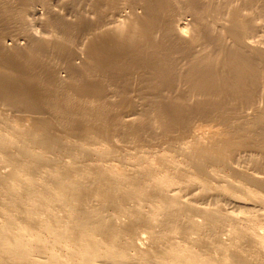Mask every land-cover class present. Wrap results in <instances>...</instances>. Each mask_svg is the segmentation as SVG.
<instances>
[{"label":"bare ground","instance_id":"6f19581e","mask_svg":"<svg viewBox=\"0 0 264 264\" xmlns=\"http://www.w3.org/2000/svg\"><path fill=\"white\" fill-rule=\"evenodd\" d=\"M15 2L0 264H264V0Z\"/></svg>","mask_w":264,"mask_h":264},{"label":"rangeland","instance_id":"374dc122","mask_svg":"<svg viewBox=\"0 0 264 264\" xmlns=\"http://www.w3.org/2000/svg\"><path fill=\"white\" fill-rule=\"evenodd\" d=\"M4 1L8 4L16 5V2H15L16 0H4ZM56 8L59 9L58 7H56ZM255 8H257V7H255ZM253 12H255V11H253ZM186 16L188 19H191V16L189 14H186ZM257 22L259 24H258L257 30L255 31L256 38L253 39L252 41L255 42L254 45H259V46L264 47V28L260 25L262 23V20L258 19ZM6 32L7 33H4L7 36L5 41H6V45H8L9 47L10 46L14 47V45H9L11 43L12 44L16 43V44L20 45L22 42H26V40L22 37L24 35L23 33H25V34L26 33L27 34L28 33H35V34L43 35V36H45V35L51 36L50 35V32H51L50 28H48L45 25H40L38 23L35 24L34 21L32 24H30L26 28H21V29L14 28L12 30L11 29L8 31L6 30ZM22 46H25V45H21V47ZM62 73H64V72H62ZM132 79L136 80V77L134 78V76H132ZM133 96L136 97L137 93H135ZM118 143L121 144V142H118ZM228 207L231 208L232 205H230ZM234 209L236 210L235 211L236 215H238V216H249L252 219L251 220L252 223H256L260 226H262V225L264 226V208L254 207L252 204H250L247 207H245V205H244L241 208H234Z\"/></svg>","mask_w":264,"mask_h":264}]
</instances>
